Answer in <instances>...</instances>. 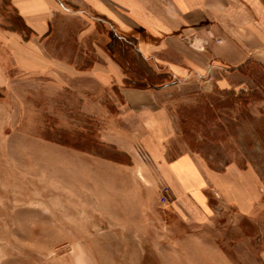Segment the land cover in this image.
I'll return each mask as SVG.
<instances>
[{
	"label": "rangeland",
	"instance_id": "obj_1",
	"mask_svg": "<svg viewBox=\"0 0 264 264\" xmlns=\"http://www.w3.org/2000/svg\"><path fill=\"white\" fill-rule=\"evenodd\" d=\"M8 10L0 0V14ZM103 28L125 64L127 48ZM160 96L173 124L167 157L185 149L204 173L233 165L258 182L228 178L225 201L202 185L210 211L194 221L172 204L144 142L118 149L102 136L110 127L127 142L122 125L70 107L42 77H9L0 85V264H264V66L248 58Z\"/></svg>",
	"mask_w": 264,
	"mask_h": 264
},
{
	"label": "crops",
	"instance_id": "obj_2",
	"mask_svg": "<svg viewBox=\"0 0 264 264\" xmlns=\"http://www.w3.org/2000/svg\"><path fill=\"white\" fill-rule=\"evenodd\" d=\"M7 1L8 14H0V85L9 77H42L60 88L70 107L106 118L107 125H122L127 142L113 136L110 127L103 140L118 149H128L130 140L144 142L172 204L194 221L210 211L202 201V185L210 184L214 195L224 200L228 178L241 185L246 176L258 182L253 170L233 165L204 173L185 149L167 157L163 142L173 134V124L160 95L192 76L237 70L248 58L264 66L261 0ZM103 27L127 47L121 58L125 64L107 50L109 37L99 30ZM197 39L207 47L195 49ZM148 69L169 81H147L144 87L125 84L129 76L146 75ZM218 85L226 87L227 80ZM102 95L111 102L103 104ZM107 107L117 109L113 120Z\"/></svg>",
	"mask_w": 264,
	"mask_h": 264
},
{
	"label": "trees",
	"instance_id": "obj_3",
	"mask_svg": "<svg viewBox=\"0 0 264 264\" xmlns=\"http://www.w3.org/2000/svg\"><path fill=\"white\" fill-rule=\"evenodd\" d=\"M112 37V41H116L117 36H115L114 34H111ZM123 51H126V48L123 44ZM135 63H137L136 61H134ZM165 79L164 75H155L154 73H152L149 69L147 70V74L146 75H141L139 76V74L136 75V77L134 76H129V78L125 79V83L130 85V86H134V87H144L147 85V81L148 82H153V83H159L161 82V80Z\"/></svg>",
	"mask_w": 264,
	"mask_h": 264
}]
</instances>
